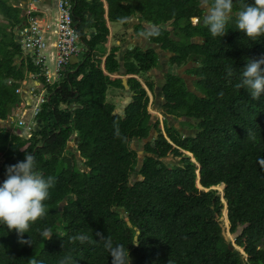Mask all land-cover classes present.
I'll return each mask as SVG.
<instances>
[{"label":"trees","instance_id":"1","mask_svg":"<svg viewBox=\"0 0 264 264\" xmlns=\"http://www.w3.org/2000/svg\"><path fill=\"white\" fill-rule=\"evenodd\" d=\"M70 1L86 54L78 70H64L53 84L32 57L15 62L24 55L23 47L0 24V122L21 102L17 89L30 73L47 89L35 118L39 127L30 138L19 125L16 131L0 125V175L32 154L36 170L55 178L44 202L46 215L31 223L28 232L0 226V264H29L31 258L59 264L65 256L73 258L72 264H264V92L254 99L237 87L247 59L264 58V36L248 38L235 28L233 15L227 33L213 38L201 0H109L112 22L139 14V30L173 51L172 63H198L192 72L199 77L195 85L202 96L189 91L179 75L169 74L163 85L165 113L196 120V133L187 135L168 120L163 128L152 119L148 89L136 76L157 66L153 49L134 47L126 53L134 100L124 114L115 112L118 105L109 100V90L125 88L121 78L111 76L121 68L119 47L105 67L94 56L110 33L104 3ZM249 3L233 0V14ZM10 10L18 14L15 21ZM0 12L11 24L18 23L17 9L5 0H0ZM143 23L158 27L151 30ZM88 28L97 32L90 40ZM197 35L203 43L193 41ZM147 86L153 90L154 82ZM76 137L81 163L69 146ZM135 140L147 152L143 158L132 146ZM170 156L181 159L168 163ZM220 185L231 232L239 233L235 241L225 237L220 221L224 202L214 188ZM45 228L54 233L47 240L40 237ZM80 235L88 239L81 243Z\"/></svg>","mask_w":264,"mask_h":264},{"label":"clouds","instance_id":"2","mask_svg":"<svg viewBox=\"0 0 264 264\" xmlns=\"http://www.w3.org/2000/svg\"><path fill=\"white\" fill-rule=\"evenodd\" d=\"M206 7L204 24L213 38L220 39L227 33L229 20L235 15V28L243 31L255 41L264 36V0H251L243 10L233 14V0H202ZM264 58L247 59L240 73L237 87L245 89L252 98L258 99L264 92ZM227 74H233V68H227ZM6 178L0 181V226L7 230L15 229L18 234L28 232L30 224L46 215L45 201L50 198V189L55 186V178H45L36 170V161L32 154L14 165L6 166ZM54 233L45 228L40 232L43 240L50 239ZM32 239V238H31ZM31 239L27 243H31ZM81 243L87 236L77 237ZM105 247H111V241L105 238ZM73 258L65 256L59 264H72ZM29 264H42L35 258Z\"/></svg>","mask_w":264,"mask_h":264},{"label":"crops","instance_id":"3","mask_svg":"<svg viewBox=\"0 0 264 264\" xmlns=\"http://www.w3.org/2000/svg\"><path fill=\"white\" fill-rule=\"evenodd\" d=\"M5 1L12 9H17V12L19 13L18 23L11 24V21H9V19L5 17V14L0 12V24H5L7 26L8 31L13 33L16 42L18 44H21L23 47L24 55L22 57H17L15 62L21 64L25 58L31 57V53L25 51L23 42L29 35V30L31 28L33 19H36L42 26H44V28H46L45 32L49 44V53L51 54V60L49 65L53 72L55 69V54H56L55 25L58 16L59 0H5ZM102 1L104 3L107 25L110 29V33L108 35L107 41L99 45L94 52L95 57L97 58L99 57L102 59V66L105 67L106 58L111 53V51L114 50V48L116 47H119V51H118L119 59H120V54L124 53L126 48L127 51L125 52V55L128 52V50L134 47H140L146 51V49H144L142 46L143 45L142 37L144 35L145 36L147 35L139 30V27L142 24L140 21L139 14L136 15L133 14L128 18H126L125 21L112 22L109 19V9H110L109 0H102ZM9 13L12 16V19L15 21L14 18L18 14L14 10H10ZM87 16L89 19H91L92 13L88 11ZM116 24H119L120 27L115 28ZM143 25L150 28L151 30H154L153 29L154 26L148 23H143ZM49 26L50 28L48 29ZM156 28L157 27H155V29ZM117 29H119L120 31H117ZM86 32H87V38L89 40L97 34L96 29L94 28L92 29L88 28ZM81 46L83 49L81 53L83 52L85 53V50L87 49V44L84 42V40H82ZM82 60L83 59L76 61V56H73L64 70H70L71 72L78 70L79 68L78 64ZM116 74H112L111 75L112 78L113 79L121 78L122 82L124 76H126L127 78L131 76L128 74L125 75L120 73H116ZM136 77H138L142 81V79L140 78L141 76H136ZM18 89L19 91L17 92L21 95V102L19 103V105L13 107L12 114L8 119L0 122L1 126H4L7 129H10L11 131H16V126L18 125V121L20 118H25L28 121L32 120L34 118V108L38 105L40 97L42 96L47 97L46 87H42L41 81L37 78V75L33 73H30L26 77V79L23 80L21 86ZM38 125L39 124L37 123V127H39ZM73 142L74 144L71 147H75L76 145L75 144L76 142L75 141ZM3 161H4L3 158L0 159V165ZM5 178H6L5 176L0 175V181H3Z\"/></svg>","mask_w":264,"mask_h":264},{"label":"built area","instance_id":"4","mask_svg":"<svg viewBox=\"0 0 264 264\" xmlns=\"http://www.w3.org/2000/svg\"><path fill=\"white\" fill-rule=\"evenodd\" d=\"M45 29L38 20L33 19L29 35L24 40L23 45L25 51L31 53L35 64L41 67L42 74L46 77L47 82L53 84L62 77L70 59L73 56L79 55L83 50L81 46L82 37L74 21V6L70 0L58 1V16L55 25V69L53 72L49 65L51 54L49 53ZM46 100L45 96L40 97L38 105L34 108V118L32 120L19 119L18 125L23 127V134L27 138L31 137L33 130L37 127V120L35 118Z\"/></svg>","mask_w":264,"mask_h":264},{"label":"flooded vegetation","instance_id":"5","mask_svg":"<svg viewBox=\"0 0 264 264\" xmlns=\"http://www.w3.org/2000/svg\"><path fill=\"white\" fill-rule=\"evenodd\" d=\"M201 8L204 10V15H206L207 9H206V7H204V4L203 3H201ZM195 20H196L195 21L196 23H199V22H202L203 23V20L202 19L196 18ZM168 28L169 29H172L170 26ZM193 41H195L197 43H203L204 42V37H202L200 35H197V36L194 37ZM160 46H161V48H163L161 44H160ZM157 55H158V63H157V66L154 67L151 71H149L145 75L149 79L151 77L150 76L151 75V72L153 73L152 74V77H153L154 81L160 83V85L157 86V88L159 90L158 91L159 94L163 95V85L166 83L168 75L169 74H173V75H179L181 78H183L185 80L186 84L188 82L193 83L194 88L198 91V93H200L199 96H202V93L199 91V89L195 85V83H196V81L198 80L199 77L195 73L192 72L193 71V68H195L198 65L197 62L190 61V62H188L185 65L178 66L177 64L172 63V58L175 55V53L173 51H171V50H168V49H164L163 55L161 53L160 54L157 53ZM155 69H160L162 75L161 76H158V75L154 74L153 71ZM148 79H147V81H150ZM146 85H147V83H146ZM146 87L148 88V86H146ZM157 88L155 87V84H154L153 91L154 92L155 91L157 92ZM187 88H188V85H187ZM191 92H193V91H191ZM193 93H195V92H193ZM195 94H197V93H195ZM163 99H164V96H163ZM163 101L165 102V100H163ZM163 106H164V103L161 106L162 107L161 108L162 109V114H163L164 118L168 120V117L165 116V114H164L165 111L163 109ZM170 116L172 117V121L174 122L172 124V122H169V120H170L169 119L168 122H169V125L170 126L176 127L178 129L179 128H183L184 131H186V134L187 135H193V134L196 133V126H197V124H196V120L195 119H192L191 118L192 121H181L180 118H175L172 115H170ZM152 119H154V118L152 117ZM154 120H156V119H154ZM157 120H159V119H157ZM191 124H193V126ZM163 128H164V126H163ZM72 148L75 149V147H72Z\"/></svg>","mask_w":264,"mask_h":264},{"label":"rangeland","instance_id":"6","mask_svg":"<svg viewBox=\"0 0 264 264\" xmlns=\"http://www.w3.org/2000/svg\"><path fill=\"white\" fill-rule=\"evenodd\" d=\"M119 27H120V25L116 24L115 28H119ZM117 31H120V30L117 29ZM153 72H154V74H156L158 76L162 75L160 69H155ZM152 74L153 73L151 72V75H150L151 77L149 79L146 75L144 76V74L141 75L140 78L142 79L145 86H147L146 83H147V79H148V80L154 82L155 87L157 88V86H159L160 83L154 81ZM125 91H127L126 88H124V89L112 88L111 90H109V100L113 103H116L119 106L121 101L125 99ZM158 91H159L158 88H157V92L156 91L154 92L153 90L148 89V93L150 96L149 110L152 114V117L156 120L157 119L161 120V124H162V126H164V123L166 122L167 119L164 118V116L162 114V109H161L162 108L161 106L164 103L163 95L159 94ZM28 116H30V115H28ZM170 118L171 117H168V120ZM169 122H172V124L174 123L173 121H170V120H169ZM132 146H133V148L139 149L140 152L144 151L142 148V144L136 140L133 141ZM185 153L192 156V154H190L189 152H185ZM141 158H142V156H141ZM180 159H181L180 157L170 156V157L166 158V161L168 163H179ZM135 179H136V176H133L132 181H135ZM214 188L219 190V193L222 195V197L224 196V185L216 186ZM223 202H224V208H223V214L220 217V221L222 223L224 235L228 240L235 241L234 233L231 232V223H230V220L228 217L227 202H226L224 197H223ZM241 251H242V249H241Z\"/></svg>","mask_w":264,"mask_h":264},{"label":"water","instance_id":"7","mask_svg":"<svg viewBox=\"0 0 264 264\" xmlns=\"http://www.w3.org/2000/svg\"><path fill=\"white\" fill-rule=\"evenodd\" d=\"M153 29H155V27ZM142 40H143V45L142 46H143L144 49H146V50L153 49V50H155L156 53H158V54L161 53L163 55L164 49L161 48L160 44L150 41L148 39V37L145 36V35L142 37ZM126 51H127V48L124 51V53L120 54V59H119L120 60V65H121L119 73L120 74H124V75L126 74V67H125V52ZM84 56H85L84 52L80 53L79 55H76V61H79V60L83 59ZM123 84H124L125 88L127 89V91L125 92V99L121 101L120 105L117 107V109L115 111L116 113H120V114H124V111H125L126 107L134 100V93L130 90L131 87L129 85L128 78L126 76L123 77ZM187 85H188V89L190 91H193V92L197 93L198 95H200V93H198V91L194 88L193 83L188 82ZM164 114L167 117H171L169 114H166V113H164ZM170 120L172 121V117L170 118ZM180 120L181 121H192L191 118H187V117H182V118L180 117ZM179 130L182 133L186 134V131H184L183 128H179ZM154 134H155V136H157L158 135L157 131H154ZM77 140H78V138L76 137L74 141L77 142ZM148 140L149 139H147L146 141H148ZM73 144H74V142H69V146H72ZM75 144H77V143H75ZM75 152H76V155H77L78 162L81 163L82 157L80 155V152L77 149H75ZM139 153H140V156H142V158L145 155H147L146 151H142V152H139ZM3 160H4V158H3ZM121 211L123 212V215H124L125 219L127 220L128 224L130 226H132V222L130 220L129 214L125 211V209H121ZM138 233H140L139 230H138ZM238 234H234V238H236L238 236Z\"/></svg>","mask_w":264,"mask_h":264}]
</instances>
